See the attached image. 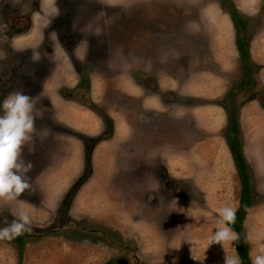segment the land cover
<instances>
[{"label":"rangeland","instance_id":"rangeland-1","mask_svg":"<svg viewBox=\"0 0 264 264\" xmlns=\"http://www.w3.org/2000/svg\"><path fill=\"white\" fill-rule=\"evenodd\" d=\"M148 1L0 0V98L15 90L27 93L33 98L37 117L33 139L21 152L32 165L27 173L30 186L17 198L0 202V227L22 208L31 217V231L18 235L20 240L18 236L0 239V264H224L226 258L238 256L235 239L208 245L215 227L221 226L216 212L200 213L213 221L201 224L205 217L190 213L183 202L181 209L173 203V197L182 195L193 199L195 206L204 205L192 181L169 173V167L157 161L164 156L162 152L171 154L176 144L189 145L215 133L228 144L225 106L234 105L252 183V203L242 235L248 257L264 247V166L254 164L253 158L254 148L263 145L255 136H263L258 131L264 130V61L251 55L255 44L256 57L264 60V0ZM230 3L246 19L248 70L237 50L238 62L220 61L235 47L233 38L227 46L226 34H217L219 28L227 27L228 35L236 37ZM35 4L38 7L33 12ZM214 10L228 14V24L220 20L206 24V13ZM151 14L162 22L156 33L164 41L160 47L150 45L148 38ZM190 21L196 31L190 39L188 62L182 24ZM178 26V34L170 36ZM258 40L263 43L256 45ZM150 46L166 53L162 61L144 63L142 68L140 60ZM174 46H181L180 58L173 55ZM186 87L194 91L190 94ZM76 115L83 116L81 127L74 122ZM90 116L104 126L93 137L82 131ZM126 123L136 128L135 140L141 150H130L132 142L128 144L123 135ZM51 129L52 135L57 131L62 137L74 135L80 140L84 162L81 173L58 184L61 191L45 205L35 187L39 160L59 164L65 151V147L49 144L45 136ZM116 130L119 140L109 143L115 151L114 174L108 178L93 175L94 146ZM41 136L45 138L39 142ZM93 138L97 140L90 152V173L73 192L87 170L86 142ZM157 145L164 147L161 150ZM135 152L140 161L132 158ZM153 176L155 181L150 179ZM107 181L111 183L108 194L104 192ZM99 189H104L103 196H95ZM229 189L232 203L234 190Z\"/></svg>","mask_w":264,"mask_h":264},{"label":"crops","instance_id":"crops-1","mask_svg":"<svg viewBox=\"0 0 264 264\" xmlns=\"http://www.w3.org/2000/svg\"><path fill=\"white\" fill-rule=\"evenodd\" d=\"M206 14H207L205 16V19L207 21L206 24L209 23V25L214 24L212 22L213 20L215 22H217L218 20L225 21L228 24V19H230V16L228 14L220 10H214L211 13H206ZM142 19H145V18L143 17ZM147 19L149 20L151 19L150 22H153V25L150 26L149 28L151 32L149 33L148 38L152 40L150 45L152 44V46H159V44H163L164 41L159 40L158 34H156L157 31L162 27V24H161L162 22H160V19L159 21H157L158 19H156L155 15L153 14H151L149 18L147 17ZM127 24L128 22L126 23V25ZM179 28L180 26L176 28L177 30L175 29L171 30L169 35L175 36L176 34H178ZM182 30L184 31L183 35L186 38L185 46H183L184 47L183 50H184V53H186L185 56H187V61L190 62L191 59L188 56L191 53L190 51L191 46L189 45V43L191 42L190 39L193 35V32L196 31L194 22H191V21L186 22V23L183 22ZM217 31H218L217 34H220V35L226 34L223 40L227 42L226 43L227 46L230 44L232 38H233V41H232L233 47L235 46L234 48L231 47L230 55L227 53V56L226 57L223 56L220 61L221 62H238V60H236L237 54H235V50H237V47H236V37H234V34H233V37L228 35L230 33L227 27L225 30H222L221 28H219ZM144 35L147 36V32L144 33ZM186 36L189 37V39ZM255 43L256 45L257 43L262 44L263 40L255 41ZM254 46L255 44L252 45L251 55H253L256 61L263 62L264 60L258 59L256 57V49L254 48ZM167 48H168L167 51H169V47ZM170 50H172V48ZM147 51H148L147 56L145 54V57H143L140 60V62L143 65L142 68H145L146 63L148 62L162 61L161 57L165 55L166 53L158 48H154L151 46H150V49H148ZM181 51H182L181 46L180 47L178 46V48L174 46L172 53L175 57L180 58ZM237 53H238V50H237ZM185 60L186 59H184V61ZM128 61L133 62V59H129ZM176 85L179 86V83L177 82ZM194 87H192L191 90H190V87H186L184 90H187V89L190 90V94H191V92L194 91L193 90ZM152 94H158V93L155 92ZM76 116L77 117L74 118V122H77L80 125V122L82 123L83 116H80V115H76ZM90 117L87 118L89 123L87 122V125L83 124L82 129L84 130L82 131L84 135L93 137L96 134L102 133L104 131L103 130L104 126H102L103 122L100 121L99 119L96 120L95 118H92L93 116L91 118ZM246 117L247 115L245 116V118ZM202 128L206 129L205 127H202ZM216 131L217 130H210L207 132L214 133ZM53 132L54 130L51 129L49 130L50 134L45 136V137L50 138L49 144L51 146H55L57 144V146L60 148L65 147V151L61 155V158H60L61 161L59 164H55V163L53 164L52 162H48L50 160H47L45 162L42 161L40 159L41 152L39 151L38 153V158L40 159L39 164L41 168L35 171L37 173V177H36L37 182L35 181L37 184L35 185V187L39 191L41 199H43L42 201L45 205H48V204L50 205V203L54 200V198L53 200L50 198L56 197L59 191H61L58 188L60 186L58 184L60 183L62 184L65 179L72 177L73 174L79 175L81 173L82 171L81 166H83V162H84L83 155H82L84 147H83V143L80 140H77V138H75L74 135L72 136L65 135L62 137L60 134H57L58 133L57 131L52 135ZM254 133H257V131L254 130ZM258 133L263 136H255V137H258V139H262L263 145L254 148L255 154L253 158H254V164L261 167V166H264V130L263 129L259 130ZM123 135L125 136L128 144L132 142L131 145L129 146L130 150H137V149L141 150L142 148L141 145L137 143L135 140L136 128L133 126L132 123L131 124L126 123V128H125ZM120 136L121 135L119 131L116 130V133L112 135V137H109L108 139H101L98 143H96L92 151V165H93L92 174L93 175L98 174V175H103L104 178H108L111 176L110 174H114L116 166L113 165L115 164V158L113 157V154L115 153V151L113 150V147L109 145V143H110V140L115 141V138L118 141L119 139L117 137H120ZM45 137L44 136L39 137V142L42 141ZM72 141H76L75 142L76 144L73 143ZM159 146H161V150L164 147L163 145H157V148H159ZM171 148H173V151L171 154H168L165 156L164 152H162L164 156L160 157L161 161L160 160H157V161H159L162 164L167 165L169 167V170H168L169 173H172L173 175H179V176L185 175L184 177L192 181V183L195 186L194 191L197 192L199 195H201V197H203L205 207L204 205L202 208L198 207L197 205L195 206L192 203L193 199L191 200V198H187V199L182 198L181 197L182 195L180 197H178L179 195L177 197H173V203H178V206H180V209H181L180 204L183 202L182 204H184L188 208L190 213H192L193 215H200V213L202 215L203 214L205 215L206 212L213 214L214 212H216L217 209L222 208L224 206H232V207H235L236 209L238 208L239 201H240V189H241L240 179H239V175H238L230 148L224 137L216 135L215 133V135L208 136L203 139H199V140L194 139L192 143H190L189 145H177L176 144L172 146ZM74 151H76V156H75ZM158 152L159 151L155 153L159 155ZM136 153L137 152L134 153V156H132V158L134 159L136 157V160L140 161L141 157L137 156L139 154H136ZM157 154H150V156H152V158L159 159V156H157ZM199 166H203L204 169L201 170ZM161 175H163V172L160 171V176ZM168 177L169 176H167V178ZM161 178L162 180L160 184L162 186L164 176ZM150 179L152 181H155L154 176ZM172 180L176 181L174 179ZM153 186L156 187L155 184H153ZM147 187L149 188V185ZM230 187H232L234 190V194H233L234 197H233L232 203H230L229 201V200H232L229 198L231 195V191H232L231 189H229ZM104 188L108 189L106 191H104L103 189V191L106 194H108L109 189L111 188V183L109 182L105 183ZM103 191L102 189H99L98 191H94V194L95 196L100 197V196H103L102 195L104 194ZM89 196L92 197L91 194H89ZM226 197L228 198L226 199ZM224 198L226 199L225 203L220 201V200H224ZM248 214H249V211L247 215ZM247 215L244 218V224L247 220ZM204 217L200 215V218H204V221L200 222L201 224H213L211 216L208 217L206 215Z\"/></svg>","mask_w":264,"mask_h":264},{"label":"clouds","instance_id":"clouds-1","mask_svg":"<svg viewBox=\"0 0 264 264\" xmlns=\"http://www.w3.org/2000/svg\"><path fill=\"white\" fill-rule=\"evenodd\" d=\"M33 98L22 91H13L0 98V202L18 197L28 188L27 173L31 162L21 155L24 147L33 139L35 132ZM236 208L224 206L216 210L220 225L209 237L208 245L225 239H236L229 225L235 222ZM31 217L19 209L10 223L0 227V239L11 240L25 231H31ZM250 264H264V247L249 255ZM224 264H240L238 256L226 258Z\"/></svg>","mask_w":264,"mask_h":264},{"label":"trees","instance_id":"trees-1","mask_svg":"<svg viewBox=\"0 0 264 264\" xmlns=\"http://www.w3.org/2000/svg\"><path fill=\"white\" fill-rule=\"evenodd\" d=\"M230 13L231 17L236 29V47L239 53V57L246 68V70L250 69L251 66L248 65L250 52H249V37L246 30V19L242 16L235 5L230 3ZM227 115H228V124H229V135H228V144L229 148L235 162L236 169L238 171L240 177V201L239 207L236 209L235 213V222L229 225L234 232L237 234V238L235 239V249L236 253L240 259V264H249L248 257V249L246 246V240L242 235V227L243 221L246 216L247 210L252 203V183L250 177V168L244 156V152L242 149V144L238 136V127H239V115L238 108L234 105L231 108L227 106ZM105 135L106 132H105ZM97 138H93V140H87L86 146V166L87 170L84 172L82 176L76 181L71 191H75L77 187L84 182L89 173H90V152L93 144L96 142ZM72 193L68 196V201L71 198ZM20 240V237L18 236ZM104 264H111L110 262H105Z\"/></svg>","mask_w":264,"mask_h":264},{"label":"flooded vegetation","instance_id":"flooded-vegetation-1","mask_svg":"<svg viewBox=\"0 0 264 264\" xmlns=\"http://www.w3.org/2000/svg\"><path fill=\"white\" fill-rule=\"evenodd\" d=\"M36 2H38V1H36ZM57 4H58V2H57ZM37 7H38V4H35L33 12H35V11L37 10ZM57 7H58V5H57ZM70 22H71V21H70ZM67 25H69V23H67ZM25 26L27 27V23H26ZM74 66H75V65H74Z\"/></svg>","mask_w":264,"mask_h":264}]
</instances>
